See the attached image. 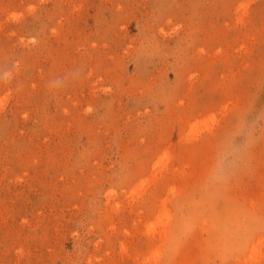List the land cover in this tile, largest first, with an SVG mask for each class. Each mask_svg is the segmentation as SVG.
<instances>
[{"label": "rangeland", "instance_id": "1", "mask_svg": "<svg viewBox=\"0 0 264 264\" xmlns=\"http://www.w3.org/2000/svg\"><path fill=\"white\" fill-rule=\"evenodd\" d=\"M0 264H264V0H0Z\"/></svg>", "mask_w": 264, "mask_h": 264}]
</instances>
